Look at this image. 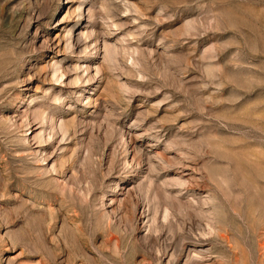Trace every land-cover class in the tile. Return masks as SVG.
Instances as JSON below:
<instances>
[{"label": "rangeland", "instance_id": "1", "mask_svg": "<svg viewBox=\"0 0 264 264\" xmlns=\"http://www.w3.org/2000/svg\"><path fill=\"white\" fill-rule=\"evenodd\" d=\"M0 264H264V0H0Z\"/></svg>", "mask_w": 264, "mask_h": 264}, {"label": "bare ground", "instance_id": "2", "mask_svg": "<svg viewBox=\"0 0 264 264\" xmlns=\"http://www.w3.org/2000/svg\"><path fill=\"white\" fill-rule=\"evenodd\" d=\"M187 213V212H186ZM190 213V215H191V212H189L188 211V214ZM187 214V215H188ZM193 215V214H192ZM191 217V216H190ZM193 218H194V220L196 219L195 217H194V215L192 216ZM187 218L189 219V217L187 216ZM190 220V219H189ZM193 220V219H192ZM191 222V221H190ZM197 222V221H196ZM194 224V223H193ZM193 224H192V226H193ZM196 224V223H195ZM192 231V230H191ZM168 247V246H167ZM151 253V252H150ZM165 252H163V254H164ZM152 254V253H151ZM166 254V253H165ZM154 255V254H153ZM160 258V257H159ZM154 259V258H153ZM156 259V258H155Z\"/></svg>", "mask_w": 264, "mask_h": 264}]
</instances>
